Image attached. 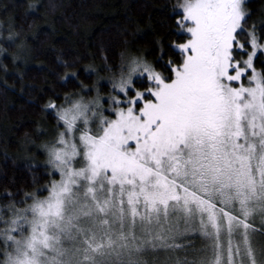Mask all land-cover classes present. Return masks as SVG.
<instances>
[{
    "label": "snow or ice",
    "instance_id": "obj_1",
    "mask_svg": "<svg viewBox=\"0 0 264 264\" xmlns=\"http://www.w3.org/2000/svg\"><path fill=\"white\" fill-rule=\"evenodd\" d=\"M174 13L180 62L164 63L163 47L131 59L108 109L47 105L63 127L47 161L59 179L0 208V264H147L181 250L175 264H264V22L248 26L245 0H179ZM196 237L204 247L182 242Z\"/></svg>",
    "mask_w": 264,
    "mask_h": 264
},
{
    "label": "trees",
    "instance_id": "obj_2",
    "mask_svg": "<svg viewBox=\"0 0 264 264\" xmlns=\"http://www.w3.org/2000/svg\"><path fill=\"white\" fill-rule=\"evenodd\" d=\"M178 3L0 0V208L16 201H26L17 207H27L28 194L41 198L57 179L44 153L21 158L24 147L33 151L32 145L43 141L41 134L53 125L49 103L59 105L82 85L92 86L94 69L102 74L119 71L130 54L154 62L163 47L164 63L182 60L170 47L174 41L184 42L174 13ZM246 10L249 27L264 22V0H248ZM255 64L258 71L264 69V56ZM146 83L134 81L137 89ZM185 242L204 247L200 240Z\"/></svg>",
    "mask_w": 264,
    "mask_h": 264
},
{
    "label": "rangeland",
    "instance_id": "obj_3",
    "mask_svg": "<svg viewBox=\"0 0 264 264\" xmlns=\"http://www.w3.org/2000/svg\"><path fill=\"white\" fill-rule=\"evenodd\" d=\"M247 1L248 0H245V3ZM239 39L241 40V42H245L247 40V36L245 38H242L240 36ZM133 58H141L143 60H146L143 57H137V56H133L130 54L126 57V61L123 62L124 68L120 67L119 71H117L115 73L104 72L102 74V73H100V70L94 69L93 72L96 76L94 84L90 87L82 85L80 91H78L74 94H68V96H66L65 100L61 104H59V105L56 104L57 107L58 108L59 107H69L70 106L68 104L69 99H71L73 102H75L78 99H82L84 102L98 100L100 105H102L105 109H108L110 107V104H111V97L113 95H117V93H115L113 91L112 85L114 82H116L120 79L122 72L126 71L129 61ZM240 58L243 59L246 57L241 56ZM133 79H134V81L135 80L140 81V82L144 81L141 79L139 80L136 77H134ZM242 82L245 84L248 83L247 75L244 78H242ZM104 84H107L106 91H102V85H104ZM133 90H143V89H137L135 87V85H133ZM118 95L123 96L122 93H120ZM48 109L51 111V116L53 117V125L49 129L45 130L44 133L41 134L43 141H41L37 145H32L33 151H30L28 148L24 147V150H22V153H21L22 154L21 158L27 159L28 157H30L32 155L44 153L45 158H46L45 160H46V162L48 161L49 149L57 140L59 133L61 131H63V127L58 123L56 110L50 109V108H48ZM77 135H78V133H77ZM33 152H34V154H33ZM49 166L52 170L51 165H49ZM77 166H79V165H77ZM52 172H53V170H52ZM54 174L56 175V178L59 179L58 174H56V173H54ZM44 196H47V191L43 193V196H41V199ZM254 224L256 227H260L261 217L259 215H257L254 218ZM189 235H193V234L190 233ZM194 239L200 240V242H202V244L204 242L203 238H201V237H196ZM185 240H191V239H184L182 242L184 243ZM257 240L264 242V239H262L261 237H257ZM184 244H186V242ZM178 256L184 258V252L182 250L180 252H177V253H169V252H165V251H160L159 253H154V254H150V255L146 256L145 259L147 261V264H167V262L169 263V261H170V263H171V261L176 262ZM175 262L173 264H175Z\"/></svg>",
    "mask_w": 264,
    "mask_h": 264
}]
</instances>
